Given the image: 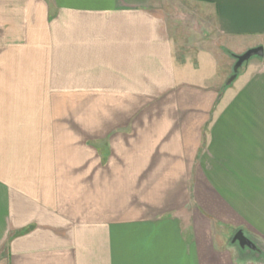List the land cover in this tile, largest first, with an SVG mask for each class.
I'll list each match as a JSON object with an SVG mask.
<instances>
[{"label": "crops", "instance_id": "1", "mask_svg": "<svg viewBox=\"0 0 264 264\" xmlns=\"http://www.w3.org/2000/svg\"><path fill=\"white\" fill-rule=\"evenodd\" d=\"M183 9L231 55L179 41ZM263 42L264 0H0V264H243L225 232L264 245V55L227 79Z\"/></svg>", "mask_w": 264, "mask_h": 264}, {"label": "rangeland", "instance_id": "2", "mask_svg": "<svg viewBox=\"0 0 264 264\" xmlns=\"http://www.w3.org/2000/svg\"><path fill=\"white\" fill-rule=\"evenodd\" d=\"M176 17L179 18L181 21H184V24H183L184 29L182 27H180V29L178 30L180 33L179 41L181 40L183 43H186L189 40L191 42L197 43L198 45L212 44L215 42L216 43L215 48L217 50H218V48H220L221 51L231 55L232 51H230L225 46H223L224 44L221 43L222 39L219 38L218 33L216 32L214 26L211 25V23L208 20H207L208 22H206V21L200 22L201 19L199 18L200 21H197L195 19L196 16L193 15L191 13V11L187 10V9H183L179 13H176ZM196 23H197V25L194 26ZM246 42H250V41H246ZM231 46H233L236 50H238V53H235L236 55L242 54L240 47H238L239 45L234 46L232 44ZM261 46H263V50H264V42L262 43ZM256 57H258V56H252L250 59H254ZM230 59L231 58L226 59L224 57L223 58H217L216 57L215 59L210 61L211 64H209L208 66L210 68L209 79H210L211 84H216L218 82H221L219 80H221L223 78V75L230 68V65H231ZM232 61H235V60L232 59ZM202 66L203 67H200V69H199L200 70L199 74H201L202 71L206 68L205 62L202 64ZM230 69L232 70V67ZM231 75H232V72H231ZM227 80H229V79H227ZM229 84H230V82H229ZM225 234H226V238H227L226 242L228 244H232L231 240L233 237V233H229L226 231ZM254 243L256 244L259 251H253L247 247L243 248V250H242L239 247L238 243L234 242L232 244L233 249H235V251L238 252V253H233L236 260H239V261L243 260V264H264V245L262 243H259L258 241H255Z\"/></svg>", "mask_w": 264, "mask_h": 264}, {"label": "water", "instance_id": "3", "mask_svg": "<svg viewBox=\"0 0 264 264\" xmlns=\"http://www.w3.org/2000/svg\"><path fill=\"white\" fill-rule=\"evenodd\" d=\"M263 54H264V50H263V46L261 45L251 47L246 51H244L242 54H238V55L232 54L235 59V62L232 67V75L229 77L228 82H231L233 79H235L238 69L242 66L243 63L248 61L252 56L261 57L263 56ZM231 242L232 243L237 242L240 248L247 247L250 250L259 251L256 244L250 238H248L241 230H238L234 233Z\"/></svg>", "mask_w": 264, "mask_h": 264}]
</instances>
